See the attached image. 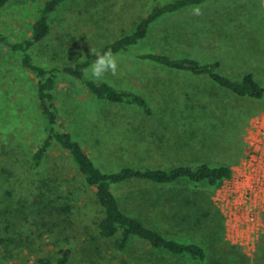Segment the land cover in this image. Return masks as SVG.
Wrapping results in <instances>:
<instances>
[{"label": "rangeland", "instance_id": "rangeland-1", "mask_svg": "<svg viewBox=\"0 0 264 264\" xmlns=\"http://www.w3.org/2000/svg\"><path fill=\"white\" fill-rule=\"evenodd\" d=\"M44 1L9 0L0 7V31L13 39L28 37ZM152 4L154 0H66L50 16L49 34L33 47L34 59L45 66L74 65L91 49L132 32ZM199 6L200 16L190 6L158 19L144 39L118 57L119 68H128L129 75L151 78L139 93L151 102L159 130L143 145L91 127L100 114L136 110L116 107L73 75H60L54 90L59 122L103 172L201 162L226 164L234 171L245 156L247 132L264 113V97H242L208 75L138 57L139 52H155L219 61V72L236 79L252 73L264 86V0H208ZM115 76L109 74L105 81L116 87ZM46 135L37 81L8 44L0 43V264H39L43 256L57 258L60 249L71 250L68 264H264V210L255 250L232 241L216 202L225 179L217 187L188 178L114 184L127 212L167 237L201 244L206 256L174 254L138 237L119 249L115 237L99 236L104 210L95 187L60 143L53 142L36 165L33 154ZM66 206L69 211H62Z\"/></svg>", "mask_w": 264, "mask_h": 264}, {"label": "trees", "instance_id": "trees-1", "mask_svg": "<svg viewBox=\"0 0 264 264\" xmlns=\"http://www.w3.org/2000/svg\"><path fill=\"white\" fill-rule=\"evenodd\" d=\"M9 0H0V7ZM66 0H46L38 9L32 22L30 34L21 40L13 39L0 31V43L6 42L9 48L18 55L25 69L29 70L37 81V95L39 109L45 119L47 135L38 145L33 154L36 165L48 155L53 142H58L77 163L80 171L85 176L91 187H95L96 195L104 210V215L99 223V236L102 238H116V245L124 249L132 237L148 241L154 247L163 248L174 254H186L194 259H204V247L197 242H186L165 236L160 231L146 225L140 218L127 212L121 205L113 185L131 181H148L153 184L173 183L183 178H188L195 183L207 181L217 187L232 175V167L226 164L210 165L207 162L190 165H180L172 169L142 168L129 166L119 172L105 173L95 163L92 156L86 151L82 143L76 139L72 132L66 130L58 119V107L55 100V88L62 74H71L82 82L92 94L100 99H107L112 105H138L145 113L154 112L148 99L136 91L116 88L108 81H94L87 77L85 69L96 59L89 53L74 65L59 67L54 65H40L34 59L32 49L42 41L51 30L50 16ZM208 0H154L143 17L137 22L135 29L106 43L96 49L103 52L111 50L114 54L129 51L149 33V29L158 19L177 13L190 6L201 5ZM138 57L151 59L163 66L176 70L189 71L194 74H207L221 86L231 89L239 96H248L256 99L264 97L262 86L252 73L236 79L219 72V61H201L191 57H176L164 53L139 52ZM62 211H69L63 207ZM191 218V214H190ZM196 223L201 217L193 218ZM71 256L70 249H60L57 258L43 256L39 264H68Z\"/></svg>", "mask_w": 264, "mask_h": 264}, {"label": "built area", "instance_id": "built-area-1", "mask_svg": "<svg viewBox=\"0 0 264 264\" xmlns=\"http://www.w3.org/2000/svg\"><path fill=\"white\" fill-rule=\"evenodd\" d=\"M247 134L246 154L223 181L216 202L226 218L230 239L253 251L264 210V113L252 121Z\"/></svg>", "mask_w": 264, "mask_h": 264}, {"label": "crops", "instance_id": "crops-1", "mask_svg": "<svg viewBox=\"0 0 264 264\" xmlns=\"http://www.w3.org/2000/svg\"><path fill=\"white\" fill-rule=\"evenodd\" d=\"M195 6H199V5H195ZM185 9H188V8H184L181 11ZM177 13H174V14H177ZM167 16H164V17H167ZM127 53H129V51L119 53L116 56L119 57ZM176 57H187V56H176ZM180 71L191 73L197 76L199 75V74H194L189 71H184V70H180ZM129 73H130V70L128 68H125V69L119 68L118 74L115 77H113L114 83L118 85L116 86L117 88L128 89L131 91L139 92V90L142 91L146 85L151 84L150 77L141 78L140 80V78H137L133 75H129ZM201 76H207V74H202ZM208 77L211 78L209 75ZM242 97H245V96H242ZM253 99H256V98H253ZM163 104H166V102H163ZM118 106L125 107L128 110H131V109L136 110V112L129 111V112L124 113V111H122L124 110L123 108H116L118 110L117 112H114V113L110 112V113L98 115L97 119L94 120V123L91 125V127H93L97 131V133L102 134V135L104 134L112 135L115 132L118 135H123V136H126L127 138H132L133 143L135 145L137 144L143 145L145 144L147 139H149V141L151 138L153 139V137L155 136V133H157L159 130V125L156 119L157 115H155L154 112L152 114H147L141 108H134V105H126V104L116 105V107Z\"/></svg>", "mask_w": 264, "mask_h": 264}, {"label": "clouds", "instance_id": "clouds-1", "mask_svg": "<svg viewBox=\"0 0 264 264\" xmlns=\"http://www.w3.org/2000/svg\"><path fill=\"white\" fill-rule=\"evenodd\" d=\"M192 13L196 16L203 14L201 6H194ZM91 53L96 59L85 69L88 78L94 81L104 80L109 74L115 76L118 74V57L109 49L103 52L91 49Z\"/></svg>", "mask_w": 264, "mask_h": 264}]
</instances>
